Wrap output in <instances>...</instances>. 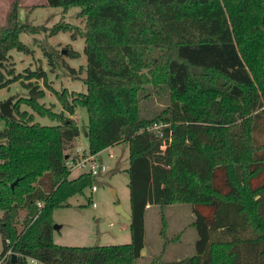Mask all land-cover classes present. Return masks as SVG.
Returning <instances> with one entry per match:
<instances>
[{
    "label": "trees",
    "instance_id": "obj_1",
    "mask_svg": "<svg viewBox=\"0 0 264 264\" xmlns=\"http://www.w3.org/2000/svg\"><path fill=\"white\" fill-rule=\"evenodd\" d=\"M46 5L63 11L80 7L78 16L85 19L86 91L73 95L72 103L64 93L58 99L71 113L75 105L85 109L88 153L127 143L130 241L53 243V209L66 206L94 180L86 172L69 178L65 151L73 148L81 129L37 103L44 90L31 79L45 81V72L14 75L6 65L10 49L29 52L18 38L25 27L14 7L0 35V88L24 77L30 94L23 101L58 122H35L17 104L16 116L0 114L5 120L0 129V264H27V258L38 264H135L145 246L147 207L158 205L164 222L163 209L174 201L191 205L195 253L172 261L158 257L150 264H264V145L250 140L241 160L231 156L228 144L194 147L195 139L204 138L195 132L197 122L218 125L225 137V125L245 119L253 130L264 115V0H46ZM68 28L58 24L51 33ZM150 88L167 93L169 103L146 117L141 101L150 98ZM154 122L168 123L163 131L173 129L183 139L163 140L148 130ZM185 127L194 133L178 131ZM188 138L195 140L193 147L185 144ZM190 175L203 184L202 192L191 188L197 184H190ZM186 184L191 195L185 194Z\"/></svg>",
    "mask_w": 264,
    "mask_h": 264
},
{
    "label": "rangeland",
    "instance_id": "obj_2",
    "mask_svg": "<svg viewBox=\"0 0 264 264\" xmlns=\"http://www.w3.org/2000/svg\"><path fill=\"white\" fill-rule=\"evenodd\" d=\"M14 7L18 23L25 27L19 33L18 38L27 45L29 52L10 49L6 65L13 67L14 75H25L30 71L43 70L46 77L45 81L31 79L32 84L38 85L44 90V96L38 98L37 103L46 108L47 112H54L61 117L73 120L81 129L80 135L74 141L73 148L65 151L67 153V165L70 169L69 178H75L83 172V169L78 167L80 158L77 149L88 150L87 139L82 131L86 128L87 113L78 105L74 106L72 113L69 112L59 101L58 95L64 93L67 102L72 103L73 95L77 92L84 93L86 91L83 82L86 56L84 38L81 36V32L85 29V19L78 16L80 7L77 6H72L63 11L61 7L47 6L46 0H0V35L3 28L8 27L7 20ZM58 24L63 27L68 25L70 28L52 34L51 29ZM38 27H40L39 30H32ZM72 34L75 37H72ZM73 50L78 53V56H69ZM6 77L12 78L13 75L8 74ZM21 80L12 81L7 86L0 88V105L11 98L9 109L13 116L17 115L14 109L15 104H17L19 111H25L26 114L31 115L35 122L42 125L57 123L56 118L50 119L49 116L39 115L23 101L29 97L30 93L25 85L28 80L24 77H21ZM150 94L149 99L141 101V112L146 117L155 112H160L169 103V96L165 92L156 94L150 88ZM177 124L179 123L174 124L173 127ZM4 126L5 120L0 119V129H3ZM224 128L225 137L221 135L218 125L197 122L195 132L201 131L204 138L199 141L188 138L185 140V144L193 147L195 141L194 147L202 150L215 146L224 147L228 144L231 156L237 160H241L245 156L250 140H253L255 145H264V115H260L256 119V126L253 130H251L250 125H247L245 119L238 120L231 125H225ZM178 131H183V134L184 131L194 133L187 127ZM171 132L170 142L183 139L180 132L178 135L173 133V129ZM193 136L195 137V134ZM3 141L0 140V142ZM262 148L264 149V146ZM189 150L190 148H186L184 152ZM219 156L217 155L215 159L217 160ZM96 158L97 162L101 160V163L108 166L107 173L94 179L97 191L92 192L91 188L87 187L82 193L69 197L66 206L53 209L52 227L57 225L58 228H52V240L57 245H115L130 241L129 220L116 210L118 205L125 211L130 210L128 174L126 172L128 167L127 143L121 141L105 148L96 154ZM176 158L178 157L176 156ZM190 184H197L193 188L203 191V184H200V180L196 176L190 175ZM112 190L115 192V196ZM93 203L96 204L95 207L92 205ZM160 211V207L154 205L146 212V249L135 264H150L158 257H162L163 261H172L195 253V242L198 235L196 229L189 226L194 220L191 205L178 203L175 207H164V222ZM20 214L19 219L21 220L24 212L21 211ZM1 216L2 211H0ZM21 226L18 224L17 228L21 229ZM183 231L182 240L178 241L180 239L178 234L183 233ZM166 242V251L163 254L162 247ZM14 255L16 256V254ZM26 262L33 264L31 258H27Z\"/></svg>",
    "mask_w": 264,
    "mask_h": 264
},
{
    "label": "built area",
    "instance_id": "obj_3",
    "mask_svg": "<svg viewBox=\"0 0 264 264\" xmlns=\"http://www.w3.org/2000/svg\"><path fill=\"white\" fill-rule=\"evenodd\" d=\"M166 126H169V124L164 122H154L150 127H148V130L154 131L159 136L163 137V140L168 139L170 141L171 131H163V128H165ZM164 147L165 145L163 144L161 148ZM77 152H79L80 158V161L78 162V167L83 169V172L89 173L93 180L96 177L108 172V166L101 163L100 161L97 162L96 154H90L88 153V151H85L83 149H77ZM110 156H112L111 153ZM90 188L92 192L97 191V186L94 184V181L92 182ZM92 205L94 207L96 206L95 203H93ZM31 261L33 262V264H38V262L34 259H31Z\"/></svg>",
    "mask_w": 264,
    "mask_h": 264
},
{
    "label": "water",
    "instance_id": "obj_4",
    "mask_svg": "<svg viewBox=\"0 0 264 264\" xmlns=\"http://www.w3.org/2000/svg\"><path fill=\"white\" fill-rule=\"evenodd\" d=\"M10 102H11V98L8 99L7 101H5L3 104L0 105V113L4 116H6L7 118H11L13 116L12 112L10 111L9 109V105H10ZM17 179L14 180L11 184H10V187L13 188L14 185L17 183ZM112 193L114 194L115 196V192L112 190ZM116 210L122 214L123 216H125L128 220H130V213H128L127 211H125L120 205H118L116 207ZM54 228H58L57 225H53ZM12 258L15 257L14 254L11 255Z\"/></svg>",
    "mask_w": 264,
    "mask_h": 264
},
{
    "label": "crops",
    "instance_id": "obj_5",
    "mask_svg": "<svg viewBox=\"0 0 264 264\" xmlns=\"http://www.w3.org/2000/svg\"><path fill=\"white\" fill-rule=\"evenodd\" d=\"M171 134H172V132H171ZM187 185L188 184H186V188H183V189H185V194H187L188 193V191H186V190H188L187 188ZM194 186H191V188H193ZM190 190V189H189ZM188 194H190V193H188ZM191 195V194H190ZM193 195V194H192ZM180 204V203H183V204H188V202H186V201H174L172 204H170V205H168V206H172V207H175V205L176 204ZM154 205H149L148 207H147V210L148 209H150L151 207H153ZM147 210H146V212H147ZM128 213L130 212V210L129 211H127ZM145 215H146V213H145ZM193 218H194V215L192 216ZM189 226H190V224H189ZM183 234H184V231H183V233H181V235H180V239L178 240V241H180V240H182V236H183ZM166 246H167V242L163 245V247H162V252H163V254L165 253V251H166ZM146 249V241H145V246H144V248L142 249V251H141V257H142V255H143V253H144V250Z\"/></svg>",
    "mask_w": 264,
    "mask_h": 264
}]
</instances>
